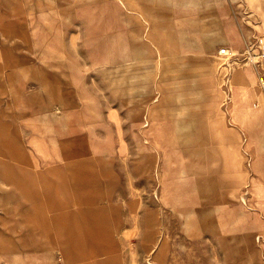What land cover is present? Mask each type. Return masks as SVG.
Wrapping results in <instances>:
<instances>
[{
	"label": "crops",
	"instance_id": "crops-1",
	"mask_svg": "<svg viewBox=\"0 0 264 264\" xmlns=\"http://www.w3.org/2000/svg\"><path fill=\"white\" fill-rule=\"evenodd\" d=\"M263 35L264 0H0V95L9 88L13 108L28 114L27 92L36 78L47 88L42 97L62 96L69 121L62 134L112 144L118 154L121 144L126 151L124 143L149 152L144 142L224 137L225 147L192 153L186 175L194 181L226 178L218 193L230 188L237 198L246 183L262 208V232L263 145H252L261 164L255 169L251 163V175L260 189L243 179L242 159L246 154L251 162L252 156L234 138L264 135V111L249 109L260 98L254 85L255 79L260 84V70L242 60L250 47L258 50ZM222 47L242 60L227 77L219 66ZM109 78L123 83L114 90L104 85ZM76 95L89 96L88 129L81 128L85 116L75 107ZM48 104L43 97L39 112ZM239 106L245 110L237 113ZM163 190L167 195L170 183ZM44 224L42 232L49 227L54 239L51 254L61 253L64 264H72L69 246Z\"/></svg>",
	"mask_w": 264,
	"mask_h": 264
},
{
	"label": "rangeland",
	"instance_id": "rangeland-1",
	"mask_svg": "<svg viewBox=\"0 0 264 264\" xmlns=\"http://www.w3.org/2000/svg\"><path fill=\"white\" fill-rule=\"evenodd\" d=\"M33 80L28 114L14 109L9 88H1L0 264H64L61 253L49 250L54 239L49 227L42 232L46 220L69 246L75 264H264V231H257L262 208L247 184L237 198L230 188L218 193L226 178L194 181L186 175L192 153L225 147L224 137L144 142L149 152L124 143L126 151L121 144L118 154L112 144L62 134L69 122L62 96H43L49 104L39 112L47 88ZM104 85L119 86L111 78ZM254 85L260 98L249 109L264 111V91L256 79ZM73 97L85 116L81 128L88 129L89 96ZM19 98L26 101L25 95ZM30 113L38 115L26 119ZM261 136L234 138L252 156L251 162L248 155L241 157L247 182L251 163L260 168L252 145H263L264 154ZM164 183H170L167 195ZM229 240L237 246L230 247Z\"/></svg>",
	"mask_w": 264,
	"mask_h": 264
},
{
	"label": "built area",
	"instance_id": "built-area-1",
	"mask_svg": "<svg viewBox=\"0 0 264 264\" xmlns=\"http://www.w3.org/2000/svg\"><path fill=\"white\" fill-rule=\"evenodd\" d=\"M257 51L254 47H250L247 54L244 55L243 61L257 66L260 70L258 81L264 91V35L257 39ZM220 58V67L223 69V73L225 77H227L232 70L234 69L235 65L239 63V57L237 53L228 50L226 47H222L219 49ZM240 60V61H242Z\"/></svg>",
	"mask_w": 264,
	"mask_h": 264
},
{
	"label": "bare ground",
	"instance_id": "bare-ground-1",
	"mask_svg": "<svg viewBox=\"0 0 264 264\" xmlns=\"http://www.w3.org/2000/svg\"><path fill=\"white\" fill-rule=\"evenodd\" d=\"M148 109H149V108H148ZM146 122H147V121H146ZM146 122H145V123H146ZM148 123H149V122H148ZM252 180H253V178H252ZM164 182H165V181H164ZM253 185H254V186H259L260 189H262V184H261V183L258 184L257 181H256L255 179L253 180ZM72 194H73V193H72Z\"/></svg>",
	"mask_w": 264,
	"mask_h": 264
}]
</instances>
